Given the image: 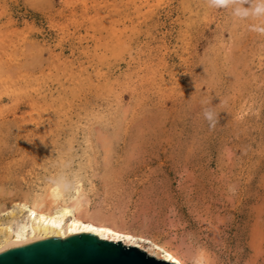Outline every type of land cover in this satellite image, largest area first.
<instances>
[{
  "label": "rangeland",
  "instance_id": "obj_1",
  "mask_svg": "<svg viewBox=\"0 0 264 264\" xmlns=\"http://www.w3.org/2000/svg\"><path fill=\"white\" fill-rule=\"evenodd\" d=\"M261 23L207 0H0V204L79 174L183 253L264 264Z\"/></svg>",
  "mask_w": 264,
  "mask_h": 264
},
{
  "label": "bare ground",
  "instance_id": "obj_2",
  "mask_svg": "<svg viewBox=\"0 0 264 264\" xmlns=\"http://www.w3.org/2000/svg\"><path fill=\"white\" fill-rule=\"evenodd\" d=\"M109 141L105 140V148L110 146ZM87 158L90 159L89 156ZM86 182L81 175L75 174L70 178L64 175L54 177L38 189H34L32 184H27V188L18 185L11 192L9 202L0 204V248L49 238L92 234L101 240L136 247L148 256L172 264H214L212 258L206 257L203 252H181L174 238L155 232L149 224L137 225L136 220L122 212V208L105 201L95 203L91 193L96 187L92 183L91 188H87Z\"/></svg>",
  "mask_w": 264,
  "mask_h": 264
},
{
  "label": "water",
  "instance_id": "obj_3",
  "mask_svg": "<svg viewBox=\"0 0 264 264\" xmlns=\"http://www.w3.org/2000/svg\"><path fill=\"white\" fill-rule=\"evenodd\" d=\"M0 264H172L136 247L92 234L49 238L0 248Z\"/></svg>",
  "mask_w": 264,
  "mask_h": 264
},
{
  "label": "clouds",
  "instance_id": "obj_4",
  "mask_svg": "<svg viewBox=\"0 0 264 264\" xmlns=\"http://www.w3.org/2000/svg\"><path fill=\"white\" fill-rule=\"evenodd\" d=\"M209 7L217 9H231L235 17L246 19L264 18V0H207ZM248 5V6H246ZM252 30L264 35V23L252 25ZM205 118L209 126L214 128L217 123V114L212 109H205Z\"/></svg>",
  "mask_w": 264,
  "mask_h": 264
}]
</instances>
